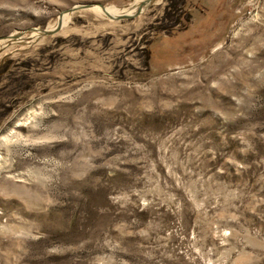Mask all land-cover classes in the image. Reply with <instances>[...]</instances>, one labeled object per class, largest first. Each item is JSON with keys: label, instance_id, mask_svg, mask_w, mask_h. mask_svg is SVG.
Wrapping results in <instances>:
<instances>
[{"label": "rangeland", "instance_id": "obj_1", "mask_svg": "<svg viewBox=\"0 0 264 264\" xmlns=\"http://www.w3.org/2000/svg\"><path fill=\"white\" fill-rule=\"evenodd\" d=\"M0 264H264V0H0Z\"/></svg>", "mask_w": 264, "mask_h": 264}, {"label": "bare ground", "instance_id": "obj_2", "mask_svg": "<svg viewBox=\"0 0 264 264\" xmlns=\"http://www.w3.org/2000/svg\"><path fill=\"white\" fill-rule=\"evenodd\" d=\"M94 10L97 11L99 14H104V12H105V11H104L102 8H100V7H97V8L95 7ZM108 12H109V13H120L118 10H114V9H110V10H108ZM126 12H127V14L132 13L131 10L126 11ZM62 19H63V18H62ZM67 19H68L67 17L64 18V23L67 22ZM4 46H5V45H4Z\"/></svg>", "mask_w": 264, "mask_h": 264}, {"label": "water", "instance_id": "obj_3", "mask_svg": "<svg viewBox=\"0 0 264 264\" xmlns=\"http://www.w3.org/2000/svg\"><path fill=\"white\" fill-rule=\"evenodd\" d=\"M81 8H88V7H81ZM48 34V33H47Z\"/></svg>", "mask_w": 264, "mask_h": 264}]
</instances>
